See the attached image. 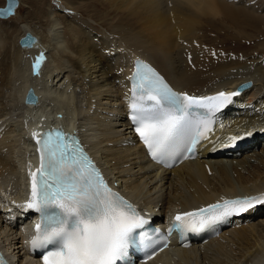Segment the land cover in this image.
<instances>
[{"label":"bare ground","instance_id":"1","mask_svg":"<svg viewBox=\"0 0 264 264\" xmlns=\"http://www.w3.org/2000/svg\"><path fill=\"white\" fill-rule=\"evenodd\" d=\"M97 1L125 14L123 25L111 27L108 36L83 30L72 19L65 21L49 5L42 14L39 0L32 5L38 6L35 10L44 30L39 33L21 23L15 41L5 30L0 32V246L15 264L23 259L25 264H36V260L25 257L19 241L29 222L19 217L12 221L7 210L18 211L15 205L25 199L26 175L35 165L33 133L56 123L79 137L109 181L138 207L153 212L155 223L175 211L186 212L229 196L261 195L264 200V135L258 129L264 116V69L256 64L264 56L229 53L225 57L226 50L210 45L202 35L209 19L228 22L241 33L249 28L259 34L256 24L264 26V4L258 0ZM26 32L37 40L31 49L18 45ZM41 53L43 59L33 74ZM137 58L157 68L176 90L193 96L235 92L251 81V87L239 91L222 114L225 122L237 100L253 111L224 128L219 121L196 160L158 170L125 119L127 78ZM29 88L37 98L34 105L24 103ZM233 137H242L235 140L239 154L211 156L212 150ZM249 148L253 150L245 152ZM147 264H264V203L246 211L207 244L174 247Z\"/></svg>","mask_w":264,"mask_h":264},{"label":"snow or ice","instance_id":"2","mask_svg":"<svg viewBox=\"0 0 264 264\" xmlns=\"http://www.w3.org/2000/svg\"><path fill=\"white\" fill-rule=\"evenodd\" d=\"M42 59L43 53L36 58L33 74ZM136 67L130 79L139 83L133 84L130 118L140 141L156 160L164 155L170 142L193 127L192 117L197 109L214 112L233 103L232 98L240 94L239 91L220 92L211 97H196L176 93L151 70L139 64ZM137 96L139 103L135 100ZM200 124L205 122L195 125L196 134L187 148L189 153L203 136ZM33 138L40 165L29 173L31 196L25 207L39 213L40 222L28 242L31 248L57 245L56 250L43 256V264H117L132 242L134 231L143 228L146 221L131 204L107 187L73 137L62 131H51L33 133ZM256 202L264 203V200L225 201L223 205L177 214L169 232L183 235L189 230L198 231L212 220L246 211ZM0 264H4L2 258Z\"/></svg>","mask_w":264,"mask_h":264},{"label":"rangeland","instance_id":"3","mask_svg":"<svg viewBox=\"0 0 264 264\" xmlns=\"http://www.w3.org/2000/svg\"><path fill=\"white\" fill-rule=\"evenodd\" d=\"M33 1L34 0H18L19 6L16 9L14 15L11 16V18H8L9 20L6 19L7 22H0V32H4L5 30L6 35L9 37V39L15 41L17 36H19V31L16 29L17 26L21 23L24 24V22H27L30 27H32L35 31H39V33L41 32V30H44L43 27H41L40 15L36 11L38 10V6L37 4L32 5ZM39 1L44 6L40 7L42 14L46 12V7L50 6L51 10H53L54 13H60L62 17L65 18V21H70L72 19V23L75 21L81 26L83 30L87 29L96 36H99L101 34H103L104 36H108L109 33H111V27H114L115 25L118 26L119 24L123 25V18L125 16L124 13L110 10L108 5L97 0ZM67 4L68 6H66ZM258 4L263 5L264 0H258ZM3 5L4 1L0 0V7H3ZM74 7H76L77 9L75 10ZM61 21L60 22L63 23L64 20L61 19ZM208 22L210 24L205 26L206 30L202 33V35H204L205 39L210 41L208 42L210 43V45L211 42L213 44H219L221 46L219 48L226 50V53L224 54L225 57H227L229 53H231L232 56H236L239 53L248 57L258 55L264 56V26L262 23L256 24L258 25L257 27L259 28L260 32L259 34H254L249 28L243 33L238 32V28L235 29L232 24L219 21V19L216 21L209 19ZM229 51H233L234 53ZM12 53H14V51ZM256 64H260V68L264 69V58H261ZM262 90L264 91L263 87ZM229 92H233V90ZM235 102L236 103L230 110V115L227 119H225V122L221 120V127L226 126V122H231L234 119H238L248 114V111H253L252 107L249 106V104H242V102L238 100ZM263 115L264 112L262 116ZM262 119L264 120V116ZM263 120L261 122L262 125L258 126V129L260 128L259 130H263V132H261L263 133L262 135H264ZM249 150L252 151L253 149H246L245 152H248Z\"/></svg>","mask_w":264,"mask_h":264},{"label":"water","instance_id":"4","mask_svg":"<svg viewBox=\"0 0 264 264\" xmlns=\"http://www.w3.org/2000/svg\"><path fill=\"white\" fill-rule=\"evenodd\" d=\"M19 5L18 0H5V4L3 7H0V13H5L4 15H0L1 19H6L14 14L15 10ZM27 41V43H26ZM37 42L36 38L29 32H26L19 40L18 45L23 49H31L34 44ZM251 86V82H246L240 85L237 88V91H241L242 89L248 88ZM32 98H34V102H31ZM28 101V102H26ZM37 101V98L31 88H29L24 95V103L27 105H34Z\"/></svg>","mask_w":264,"mask_h":264}]
</instances>
